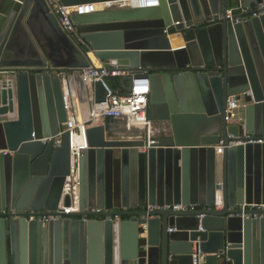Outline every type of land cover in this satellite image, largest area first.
<instances>
[{
  "label": "water",
  "instance_id": "1",
  "mask_svg": "<svg viewBox=\"0 0 264 264\" xmlns=\"http://www.w3.org/2000/svg\"><path fill=\"white\" fill-rule=\"evenodd\" d=\"M158 1L72 20L98 61L125 73L127 94L132 79L149 80L147 118L168 122L171 136L153 138L143 152L144 132L113 131L110 118L88 128L78 160L80 212L43 225L29 212L70 206L62 198L69 135L59 147L44 142L67 120L54 73L71 72L65 79L79 119L90 106L82 73L98 70L44 0H0V69L19 72L13 89L0 86V264H193L197 251L202 264H264V217L231 216L243 203L264 204V145L227 148L244 133L264 136V15L225 17L264 0ZM230 97L244 105L242 123L226 117ZM103 100L95 83L94 101ZM177 205L194 210L166 209ZM11 209L17 218L2 213Z\"/></svg>",
  "mask_w": 264,
  "mask_h": 264
},
{
  "label": "built area",
  "instance_id": "2",
  "mask_svg": "<svg viewBox=\"0 0 264 264\" xmlns=\"http://www.w3.org/2000/svg\"><path fill=\"white\" fill-rule=\"evenodd\" d=\"M48 9V13L53 16L59 25L63 33L71 40V42L84 53L88 58L90 67L93 66L98 71H94L90 68L83 71L82 75L87 88L89 111L81 114L77 119L71 99L70 92L66 82V77L71 75V72H59L54 73L56 77L61 80V90L63 97L64 109L66 111L67 120L64 124L62 131L55 137L45 139L44 142L54 141V147H59L62 142V135L67 133L70 140V173L65 180L63 187L62 198L68 196L70 199V206L64 207L62 204L55 210L45 213L41 217L30 213L28 220H35L42 222L43 225L48 224L51 221L61 219L64 215H73L79 213V173H78V160L85 150L88 149L86 130L90 127L100 126L105 124L106 118H110V127L114 131H140L146 135V141L141 148L143 152H146L152 145H154L153 138L170 137L171 129L168 122H153L147 118L148 99L150 96V84L148 79H132L130 93L125 92V86L123 91H113L107 84L109 78H121L125 73L113 69L110 71L105 63L98 61L94 55V51L91 50L89 45L82 39L81 35L77 32L76 25L72 20L75 15H88L93 13V5H75L65 6L60 0H44ZM127 3L131 7L152 8L158 7V0H131ZM153 5V6H152ZM264 15V3L254 5L252 9H243L239 7H233L226 11L225 17L229 20L239 23L246 18H257ZM223 16H219V20H222ZM212 22V21H210ZM167 33V31H165ZM96 60L98 65L94 63L92 58ZM18 71L0 69V86H6V89H13L14 81ZM100 83L104 89V100L101 103L94 101V84ZM244 105L236 100L235 97H230L227 100L226 105V117L228 120L242 123V112ZM241 112V113H240ZM74 131L80 134V143L76 144L73 140ZM232 138V137H230ZM264 145V136L254 137L246 135L245 133L236 141L228 143L227 148H234L236 146L245 145ZM225 148L224 142L220 141L219 146L216 147L217 154L221 155L222 150ZM172 208L175 210H194L193 206L182 207L181 205L166 207V209ZM217 210L221 207L218 204ZM146 210L148 212L156 210L155 206L147 205ZM87 213L101 214L104 211L100 209H87ZM4 215L17 218L19 214L16 210H8L2 212ZM27 213V212H24ZM239 215L243 218L260 219L264 217V204H246L243 203L239 206ZM114 219L120 220L119 216H115ZM204 255L197 251L192 255L193 264H202L204 262Z\"/></svg>",
  "mask_w": 264,
  "mask_h": 264
},
{
  "label": "trees",
  "instance_id": "3",
  "mask_svg": "<svg viewBox=\"0 0 264 264\" xmlns=\"http://www.w3.org/2000/svg\"><path fill=\"white\" fill-rule=\"evenodd\" d=\"M91 58L94 61V63L96 65H98L96 60H94L93 57H91ZM107 84L113 91H123L124 90V84L120 78H109V79H107Z\"/></svg>",
  "mask_w": 264,
  "mask_h": 264
},
{
  "label": "crops",
  "instance_id": "4",
  "mask_svg": "<svg viewBox=\"0 0 264 264\" xmlns=\"http://www.w3.org/2000/svg\"><path fill=\"white\" fill-rule=\"evenodd\" d=\"M93 6H99L100 8L94 9L95 11L105 10V9H113V8H129L131 7L129 3H118V4H95ZM241 113V112H240Z\"/></svg>",
  "mask_w": 264,
  "mask_h": 264
},
{
  "label": "bare ground",
  "instance_id": "5",
  "mask_svg": "<svg viewBox=\"0 0 264 264\" xmlns=\"http://www.w3.org/2000/svg\"><path fill=\"white\" fill-rule=\"evenodd\" d=\"M153 6V5H152ZM96 8H100L99 6H93V10ZM73 140L76 144L80 143V134L79 132L74 131Z\"/></svg>",
  "mask_w": 264,
  "mask_h": 264
}]
</instances>
